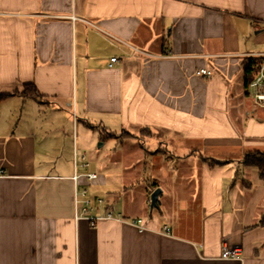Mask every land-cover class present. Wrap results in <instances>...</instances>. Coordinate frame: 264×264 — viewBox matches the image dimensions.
Returning a JSON list of instances; mask_svg holds the SVG:
<instances>
[{
  "label": "crops",
  "instance_id": "0c3cea01",
  "mask_svg": "<svg viewBox=\"0 0 264 264\" xmlns=\"http://www.w3.org/2000/svg\"><path fill=\"white\" fill-rule=\"evenodd\" d=\"M252 58L264 0H0V264H264V185L242 165L264 154ZM94 139L123 149L120 185ZM83 189L91 216L125 222L75 220Z\"/></svg>",
  "mask_w": 264,
  "mask_h": 264
},
{
  "label": "built area",
  "instance_id": "2783aa9c",
  "mask_svg": "<svg viewBox=\"0 0 264 264\" xmlns=\"http://www.w3.org/2000/svg\"><path fill=\"white\" fill-rule=\"evenodd\" d=\"M73 19V17H71ZM111 63L116 62V58L110 59ZM195 75L197 76H209V72L202 69L196 71ZM246 94L249 98H251L256 105L264 108V58L263 61L256 66V71L253 74L251 80L248 82L246 86ZM84 159V155L81 156V160ZM87 163H74V168H86ZM87 180H93L96 178V175L94 174H84L83 175ZM79 177L75 173L73 176V180H76ZM96 204L98 206L104 205L105 201L102 199H98L96 201ZM74 206H75V220L79 219H86L91 222V225L94 224L95 221L98 220H115L118 222H125L121 219L119 214H115L112 210H107L102 215L93 217L90 214L94 211L93 207H91V201L86 197V190L81 191H75L74 193ZM79 206H82L79 209ZM126 223H129L132 227H134L138 232L146 231L147 228L144 225V222L142 219H133L131 221H128ZM163 232L167 233L168 229L167 227H163ZM221 259L225 260H239L240 254L237 250H229V249H223L221 253Z\"/></svg>",
  "mask_w": 264,
  "mask_h": 264
},
{
  "label": "rangeland",
  "instance_id": "374dc122",
  "mask_svg": "<svg viewBox=\"0 0 264 264\" xmlns=\"http://www.w3.org/2000/svg\"><path fill=\"white\" fill-rule=\"evenodd\" d=\"M102 143L99 140H91L86 142V145L89 147V150L92 152L91 153V157H94L95 155H97V157H99L100 159L104 158V160L106 161V163L108 164V170L98 174V178L101 180H105L104 178V174H106L107 172L111 174V179H109L108 181V185L116 187L118 185L121 184V178L123 176V173L126 174V167L125 164L126 162L123 161L121 158H117V154L119 153V155L122 154L123 149H119L118 145L116 146V143L113 141H107L102 147L100 146ZM121 150V151H120ZM114 152H117L115 155H113ZM113 155V156H112ZM133 155H135V162L136 163L139 160V163H144V169H149L150 167L147 166V164L145 165L144 160H141L138 158V156L141 155V153L137 152L136 150L133 151ZM141 157V156H140ZM148 161V159H146ZM152 168V167H151ZM143 169H137L138 175H136V177H134V179L132 180V186H137L138 180L140 178H144L143 181H145V176L141 175V171ZM137 189V188H136ZM96 192L97 194H99L100 196H104V193H102V189H97L96 188ZM137 204V203H136Z\"/></svg>",
  "mask_w": 264,
  "mask_h": 264
},
{
  "label": "trees",
  "instance_id": "16d2710c",
  "mask_svg": "<svg viewBox=\"0 0 264 264\" xmlns=\"http://www.w3.org/2000/svg\"><path fill=\"white\" fill-rule=\"evenodd\" d=\"M263 61L262 58H252L247 60L243 66L244 85L247 86L251 80L253 74L256 71V66ZM22 97L33 98L34 100H41V96L31 84H26L22 87L21 92H17ZM7 95H0V101ZM146 132V131H144ZM242 165L247 168H251L257 171L259 180L264 185V154L263 153H251L247 154L243 160ZM258 225L264 227V211L259 219Z\"/></svg>",
  "mask_w": 264,
  "mask_h": 264
},
{
  "label": "water",
  "instance_id": "95a60500",
  "mask_svg": "<svg viewBox=\"0 0 264 264\" xmlns=\"http://www.w3.org/2000/svg\"><path fill=\"white\" fill-rule=\"evenodd\" d=\"M101 146V145H100ZM160 193V190L159 189H155L150 197H149V208L150 209H153L156 207V201H157V198H158V194Z\"/></svg>",
  "mask_w": 264,
  "mask_h": 264
}]
</instances>
